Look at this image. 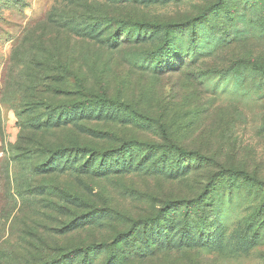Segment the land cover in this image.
<instances>
[{
  "label": "rangeland",
  "instance_id": "374dc122",
  "mask_svg": "<svg viewBox=\"0 0 264 264\" xmlns=\"http://www.w3.org/2000/svg\"><path fill=\"white\" fill-rule=\"evenodd\" d=\"M225 168L264 179V0H0V264H264Z\"/></svg>",
  "mask_w": 264,
  "mask_h": 264
},
{
  "label": "trees",
  "instance_id": "16d2710c",
  "mask_svg": "<svg viewBox=\"0 0 264 264\" xmlns=\"http://www.w3.org/2000/svg\"><path fill=\"white\" fill-rule=\"evenodd\" d=\"M191 25H193V23H190ZM179 24H176V23H164L163 25H161V27H164L167 29V31H170L172 28H174L175 26H178ZM160 26V25H159ZM65 69V67H64ZM67 70V69H65ZM91 99L92 98H88L86 99L85 101H81V102H77L72 105L73 108L75 109H79L81 111H84V112H81L80 115H83V114H93V113H90L92 110H94L95 108H110L112 107V105L114 104L112 101L108 100L107 98H104V97H96L95 99V102H91ZM95 103V104H94ZM102 105V106H101ZM128 105L126 104H123V103H120L118 105V108H121V107H127ZM64 108L67 106L64 105L63 106ZM85 116V115H83ZM81 149L83 150H88L90 152H94L92 148H88V147H81ZM173 150H175L177 153H179L180 155H183V156H186V157H190V156H197L198 158H202V159H208V157L204 154H201L200 152L198 151H191V150H187L179 145H174V148ZM67 149H60L56 152V154H61L62 152H66ZM92 154V153H91ZM47 165V164H45ZM48 168H51V167H48ZM222 173L224 172H228V173H231L232 175L234 176H238V177H242L244 178L245 180L247 181H251L253 183H256L258 185H262L264 186V179H261L259 177H257L256 175L254 174H251L249 171L247 170H244V169H234V168H225L221 171ZM146 223L145 224V227H144V230H143V234L145 235V237L147 238H150L151 234H152V228L155 227L153 226L152 222H150L149 220H145ZM85 224V223H84ZM148 225H151L152 227H150L151 229H149ZM139 226L140 225H137L135 227H132L130 228V233L127 235L128 237L130 238H135L137 237V231L139 230ZM155 233V232H154ZM138 239V238H135V241H142L144 240L146 245H151V244H155L153 242H150L149 240L147 239ZM103 245L107 246L108 244L106 243H103V244H96V243H92L90 245H88V248L91 250V249H97L99 247H102ZM160 245V244H159ZM138 252L142 251L144 252L145 250V247H141L139 246L137 249H136ZM83 248L81 247H78L77 249H68L65 253V257H67L68 255H72V254H82L83 252ZM86 256V255H85ZM118 255L116 253H111V257L109 258L108 260V263L107 264H116L119 259H118ZM65 259V258H64ZM90 263V260L87 261L85 263L84 261V264H89ZM37 264H57L56 261H50L47 259L44 261V262H39ZM66 264V263H65Z\"/></svg>",
  "mask_w": 264,
  "mask_h": 264
}]
</instances>
